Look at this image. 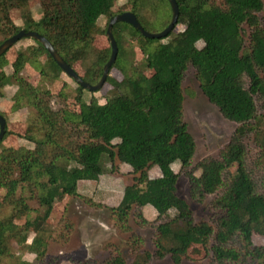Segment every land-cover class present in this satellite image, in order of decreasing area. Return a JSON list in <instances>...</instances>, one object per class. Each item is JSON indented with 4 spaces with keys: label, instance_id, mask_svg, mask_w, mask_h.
Here are the masks:
<instances>
[{
    "label": "trees",
    "instance_id": "obj_1",
    "mask_svg": "<svg viewBox=\"0 0 264 264\" xmlns=\"http://www.w3.org/2000/svg\"><path fill=\"white\" fill-rule=\"evenodd\" d=\"M31 1L0 0V44L20 29L38 31L76 71L77 63L84 65V74L77 71L83 80L97 83L112 51L111 46H95L97 36L107 31L99 20L106 17L109 21L125 11L114 10L118 0H39L40 19L34 18ZM127 2L130 8L126 11H132L147 30L151 26L143 17L145 11L160 13L152 26L159 25L160 30L172 17L168 0ZM177 2L180 16L176 26L183 28L175 32V27L166 37H146L125 21L113 25L118 55L110 73L117 68L123 78L109 73L106 83L116 94L104 103L92 98L87 104L88 123L83 125L95 130V136L79 130L85 138H72L78 129L73 125L81 127L83 120L69 109L49 114L38 106L37 117L23 135L34 144L32 148L6 144L4 140L12 133L6 124L0 140V188L5 190L0 198V264L6 257L15 259L11 264H39L45 258L46 243L39 238L27 243L22 226L16 222V211L25 213L37 228H44L60 194L76 196L81 182L99 180L105 154L112 162L118 159L128 164L134 173L160 168L161 176L147 179L143 187L136 182L128 184L119 204L109 208L115 226L129 232L133 206L152 205L159 221L153 235L158 257L169 255L178 264L184 257L204 254L211 264H264V19L259 15L264 2ZM13 9L20 11L23 26L15 24ZM4 24L12 27L9 35ZM135 32L136 44L144 55L141 64L128 52L134 46L131 37ZM31 39L34 44L16 51L17 69L11 75L5 70L10 65L8 51L0 56V92L11 82H16L23 94L43 91L22 76L18 68L26 63L40 67L42 73L48 69L54 77L64 72L45 46ZM45 53L47 67L39 64ZM189 66L195 68L210 102L237 123L218 156L199 163V175L192 167L196 142L184 119L182 84ZM147 70L152 73L147 74ZM84 89L78 85L80 102ZM61 121L72 127L63 136L59 133ZM248 141L255 145L253 154ZM175 163L189 178L192 199L203 202L213 196L208 202L212 221H196L190 204L178 194L180 173L173 169ZM24 190L30 196L24 195ZM30 198H36L41 208L35 216ZM14 240L35 254V259L13 255ZM128 244L135 253L144 239L132 234ZM109 246V256L99 264H138L136 260L129 262L119 245Z\"/></svg>",
    "mask_w": 264,
    "mask_h": 264
},
{
    "label": "rangeland",
    "instance_id": "obj_2",
    "mask_svg": "<svg viewBox=\"0 0 264 264\" xmlns=\"http://www.w3.org/2000/svg\"><path fill=\"white\" fill-rule=\"evenodd\" d=\"M264 2V0H263ZM32 13L35 19H40L42 14V6L39 0H32L30 3ZM130 4L127 0H118L114 10H129ZM164 8H161L160 12ZM259 15L264 19V7ZM160 13L147 10L143 13V17L151 27V32H159V25L152 27L158 20ZM12 18L16 25L23 26L20 11L12 10ZM171 20V19H170ZM106 17H101L99 23L102 27L108 26ZM170 22V21H169ZM152 24V25H151ZM183 26L177 25L175 32L181 30ZM246 38L249 32L245 25ZM3 29L7 35L12 32L9 24H4ZM163 30V29H162ZM161 31V30H160ZM134 46L129 49V55L141 64L144 60L142 50L136 44L137 33L131 37ZM34 44L31 38H23L15 43L7 52V58L10 65L6 66V72L11 75L14 68L17 69L18 61L17 50L24 49ZM200 47L202 42L198 44ZM95 46L97 48L110 47V41L107 34H99L97 36ZM39 64L47 67V54H43L39 59ZM80 74H84L85 67L81 63L75 65ZM19 71L22 76L30 81L34 86L43 91H35L32 94H23L19 91L16 82H11L5 86L0 92V113L5 115L6 123L11 134L4 140L6 144L12 146L34 147V144L23 137L26 127L34 122L38 113V106L49 114H54L63 109H69L78 113L83 120L81 127H78L73 133V139L83 140L85 138L81 131H89L93 136L97 134L84 123L87 124V104L92 98L97 103H104L105 100L116 91L112 89L109 83H105L99 90H89L85 88L82 92V102L76 97L78 94V85L72 77L62 72L59 77H54L47 69L42 73L40 67L32 63H26L20 66ZM151 70H147V74H151ZM111 75L118 79H122L123 75L117 68L111 70ZM184 92V119L188 128L196 142V153L193 162V169L196 174H200L199 163L209 157H217L219 150L227 144L233 136L237 123L227 119L221 113L219 108L214 105L203 93L199 80L196 76L194 67L189 66L185 72L183 79ZM48 89V93H45ZM60 136L69 132L71 126L60 122ZM79 130H81L79 132ZM79 133V135L77 134ZM251 154L255 153V145L248 141ZM103 172L98 181L81 182L79 184V194L76 196L60 194L54 203V210L45 224L44 228H37L27 219L25 213L16 211V222L22 226L23 232L27 237V243H31L33 239L39 238L47 245L45 258L39 264H79L88 261L90 263H101L110 254V244L119 245L128 261L136 260L138 264H177L167 255L158 257L155 254L156 248L153 242V235L157 220V211L153 206H133L130 215L131 231L124 232L119 230L113 221L110 207L119 204L124 188L131 183L136 182L139 187H143L149 178L161 176L159 167L154 166L146 169L144 172L134 173L131 166L121 163L118 159L112 162L108 155H103L101 160ZM175 172L180 173L178 180V194L185 198L194 211L196 221H212L208 210V202L213 196H208L203 202H198L190 196V181L186 174L181 171V165L175 163L173 165ZM5 190L0 188V198L4 195ZM24 195L30 196L28 190H24ZM34 209L32 216L40 210L39 203L36 198L28 200ZM132 234L143 237L144 245L142 248L131 253L128 240ZM259 240V239H256ZM262 241V240H259ZM12 253L16 257H21L30 261L35 259V254L29 252L24 246L19 245L15 240L12 242ZM15 259L2 258L1 264H11ZM178 264H211L205 255H197L193 258L184 257Z\"/></svg>",
    "mask_w": 264,
    "mask_h": 264
},
{
    "label": "water",
    "instance_id": "obj_3",
    "mask_svg": "<svg viewBox=\"0 0 264 264\" xmlns=\"http://www.w3.org/2000/svg\"><path fill=\"white\" fill-rule=\"evenodd\" d=\"M168 1L172 8V17L169 24L159 32H151L145 29L144 26L141 24V22L138 20L137 16L132 11H124L109 19L106 34L111 44V49H112L111 56L110 59L107 61V63L104 65L103 73L100 80L95 84H90L85 80H83L82 77L75 70V68L66 62V60L62 57V55L58 52V50L54 47V45L50 42V40L35 30L20 29L15 34L6 38L0 44V56L4 54L6 51H8L19 40L26 37L34 38L45 46L48 53L53 57V59L61 67V69L65 73H67L70 77H72L76 82H78L79 85L92 91L99 90L106 83V79L110 73L111 66L116 60L118 55V44L113 34V25L117 21H125L131 24L132 26H134L135 29H137L141 34H143L146 37L149 38L166 37L176 27V24L180 16V7L177 0H168ZM6 124L7 123L5 117L0 113V140H2L5 135Z\"/></svg>",
    "mask_w": 264,
    "mask_h": 264
},
{
    "label": "crops",
    "instance_id": "obj_4",
    "mask_svg": "<svg viewBox=\"0 0 264 264\" xmlns=\"http://www.w3.org/2000/svg\"><path fill=\"white\" fill-rule=\"evenodd\" d=\"M122 195H123V194H122ZM147 206H152V205H149V204H148V205H145V207H147Z\"/></svg>",
    "mask_w": 264,
    "mask_h": 264
}]
</instances>
